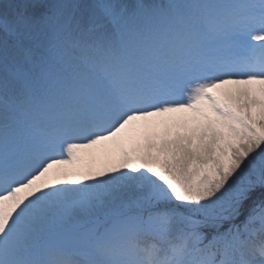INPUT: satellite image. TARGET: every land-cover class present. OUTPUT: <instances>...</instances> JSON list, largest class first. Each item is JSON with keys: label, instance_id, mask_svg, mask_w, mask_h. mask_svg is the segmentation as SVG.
Returning <instances> with one entry per match:
<instances>
[{"label": "snow or ice", "instance_id": "6c2138e0", "mask_svg": "<svg viewBox=\"0 0 264 264\" xmlns=\"http://www.w3.org/2000/svg\"><path fill=\"white\" fill-rule=\"evenodd\" d=\"M0 264H264V0H0Z\"/></svg>", "mask_w": 264, "mask_h": 264}]
</instances>
